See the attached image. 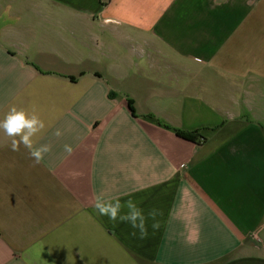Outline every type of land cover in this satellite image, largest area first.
Wrapping results in <instances>:
<instances>
[{"label": "crops", "instance_id": "0c3cea01", "mask_svg": "<svg viewBox=\"0 0 264 264\" xmlns=\"http://www.w3.org/2000/svg\"><path fill=\"white\" fill-rule=\"evenodd\" d=\"M13 107L51 150L0 129V264H264V0H0Z\"/></svg>", "mask_w": 264, "mask_h": 264}, {"label": "clouds", "instance_id": "9594fccd", "mask_svg": "<svg viewBox=\"0 0 264 264\" xmlns=\"http://www.w3.org/2000/svg\"><path fill=\"white\" fill-rule=\"evenodd\" d=\"M44 128V122L37 115H29L23 110H17L15 107L7 113L3 121H0V129L11 139V150L18 151L20 146L23 145L29 150L34 164H39L43 160L44 155L51 150L49 145H41L39 148L33 147V137L42 132ZM60 134L57 131L56 135L59 136ZM64 148L69 155L72 153V148L69 145H65ZM122 207H127L130 211L129 214L119 216V219L122 222L127 221L132 223L133 227H137L136 220L139 219L142 236L146 235V229H143L144 217L138 212H131L132 209L136 208L135 202L128 201L123 206L120 205L119 201L114 204L98 201L96 204L97 211L101 215H108L112 221L117 220ZM149 215L154 218V213H149Z\"/></svg>", "mask_w": 264, "mask_h": 264}, {"label": "trees", "instance_id": "16d2710c", "mask_svg": "<svg viewBox=\"0 0 264 264\" xmlns=\"http://www.w3.org/2000/svg\"><path fill=\"white\" fill-rule=\"evenodd\" d=\"M130 109H131L132 113L134 114V109H133L132 104H130ZM175 131H176L177 135L182 137V138L193 140V141L197 139L196 133H186V132L181 131L179 129H175Z\"/></svg>", "mask_w": 264, "mask_h": 264}]
</instances>
